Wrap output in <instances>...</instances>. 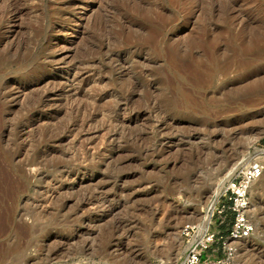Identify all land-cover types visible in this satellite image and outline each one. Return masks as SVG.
Here are the masks:
<instances>
[{"label":"rangeland","instance_id":"obj_1","mask_svg":"<svg viewBox=\"0 0 264 264\" xmlns=\"http://www.w3.org/2000/svg\"><path fill=\"white\" fill-rule=\"evenodd\" d=\"M263 143L264 0H0V264H176Z\"/></svg>","mask_w":264,"mask_h":264},{"label":"built area","instance_id":"obj_2","mask_svg":"<svg viewBox=\"0 0 264 264\" xmlns=\"http://www.w3.org/2000/svg\"><path fill=\"white\" fill-rule=\"evenodd\" d=\"M263 173L264 147L252 146L222 178L207 218L181 225L176 264H240L239 245L255 230L250 191Z\"/></svg>","mask_w":264,"mask_h":264},{"label":"bare ground","instance_id":"obj_3","mask_svg":"<svg viewBox=\"0 0 264 264\" xmlns=\"http://www.w3.org/2000/svg\"><path fill=\"white\" fill-rule=\"evenodd\" d=\"M81 0H79V2H80ZM83 1V0H82ZM30 3V2H29ZM79 4V3H78ZM134 4V3H133ZM75 6V5H74ZM77 6V5H76ZM80 6V5H79ZM75 9V8H74ZM261 37V36H260ZM6 38V37H5ZM8 38V37H7ZM210 41V40H209ZM108 43V42H107ZM55 62V61H54ZM233 64V63H232ZM63 67V66H62ZM60 68V67H59ZM128 69V68H127ZM85 74V73H84ZM86 75V74H85ZM144 76V75H143ZM83 77H84V75H83ZM77 78H79V75L77 74V75H73L72 74V76H71V80H72V84H73V81H75ZM79 79H81V78H79ZM70 81V80H69ZM48 85V84H47ZM57 85V84H56ZM72 86V85H71ZM56 87V86H55ZM66 86H59L58 88H56V89H54L52 92H53V95L55 94V93H57V96H59L60 95V93H62V92H64V88H65ZM72 88V87H71ZM76 90V89H75ZM122 91V90H121ZM44 92H45V89H44ZM74 92V91H73ZM21 93V92H20ZM40 93V92H39ZM71 93V92H70ZM63 94V93H62ZM46 95V94H45ZM73 95H74V93H73ZM16 96H18V94L16 95ZM55 96V95H54ZM61 96V95H60ZM12 97V96H11ZM50 97V96H49ZM17 98V97H16ZM45 98V97H44ZM68 98V97H67ZM69 98H71V97H69ZM46 100V99H45ZM47 102V101H46ZM42 107V106H41ZM46 107V106H45ZM75 108V107H74ZM122 125V124H121ZM78 127V126H77ZM24 130V129H23ZM27 130V129H26ZM103 136V135H102ZM101 144V143H100ZM118 145V144H117ZM95 151V150H94ZM82 164V163H81ZM27 169V168H26ZM33 170V169H32ZM31 171V170H30ZM264 174V173H263ZM263 176V175H262ZM218 192V191H217ZM216 196V193L214 194V196H213V198ZM39 201V200H38ZM214 201V200H213ZM212 203L213 202H211V205H212ZM38 204V203H37ZM207 218V215L205 216V219Z\"/></svg>","mask_w":264,"mask_h":264},{"label":"trees","instance_id":"obj_4","mask_svg":"<svg viewBox=\"0 0 264 264\" xmlns=\"http://www.w3.org/2000/svg\"><path fill=\"white\" fill-rule=\"evenodd\" d=\"M263 145H264V143H263Z\"/></svg>","mask_w":264,"mask_h":264}]
</instances>
